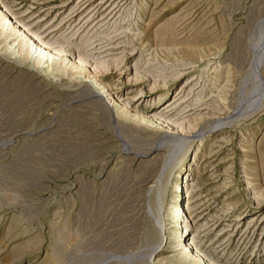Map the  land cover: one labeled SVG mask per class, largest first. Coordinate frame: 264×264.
<instances>
[{
  "label": "rangeland",
  "instance_id": "374dc122",
  "mask_svg": "<svg viewBox=\"0 0 264 264\" xmlns=\"http://www.w3.org/2000/svg\"><path fill=\"white\" fill-rule=\"evenodd\" d=\"M2 7L0 264H264V0Z\"/></svg>",
  "mask_w": 264,
  "mask_h": 264
},
{
  "label": "bare ground",
  "instance_id": "6f19581e",
  "mask_svg": "<svg viewBox=\"0 0 264 264\" xmlns=\"http://www.w3.org/2000/svg\"><path fill=\"white\" fill-rule=\"evenodd\" d=\"M5 12V14L7 15V11H5L4 10V8L2 7V9L0 10V14H2V13H4ZM7 17H9L10 19H11V17L8 15ZM20 25V24H19ZM2 26L3 27H6L4 24H2ZM21 29H23V28H21ZM10 30H11V28H10ZM84 30V27L81 29V26L80 25H78L73 31H71L65 38H64V40L61 42V44L57 47V48H55V49H53V50H49V51H47L46 50V48L44 49V47H42V45H40V44H35V43H28L27 44V48H25V46H26V43L25 42H23V44L21 43V47L19 46L18 47V45H17V43H14V44H12V45H10V50H12V52L13 53H18V55H20V53L22 52L23 53V51H24V53H25V55H27V56H30V57H35L34 59L36 60V62L37 63H42V60L46 57L47 58V60H52V58L53 57H56V58H61L62 60H64L63 59V57L62 56H64V55H66V54H68L69 52H72V50H73V46H74V44H73V42L74 41H71V42H68L69 41V39L71 38V36L73 35V34H78V37H77V39L79 38V36L81 35V33H82V31ZM12 31V30H11ZM22 33L24 34V35H26V36H28V37H30V33L26 30V29H23L22 30ZM76 37V36H75ZM26 38V37H25ZM76 39V40H77ZM71 44H73V45H71ZM63 48V49H62ZM22 49H23V51H22ZM46 50V51H45ZM46 60V61H47ZM77 62V61H76ZM76 62H74V64L72 65V67H75V66H77V65H79V61H78V63H76ZM83 62V61H82ZM58 63V62H57ZM47 69H50L49 67H51L50 66V62L48 63L47 62ZM59 67V66H58ZM63 68V67H62ZM91 79V78H90ZM92 84H93V86L95 87V90H93L94 91V93H96V94H101V91L103 92L104 90L106 91V93H110L109 91H108V88H106L105 87V85H104V83L98 78V77H94L93 79H92V82H91ZM104 87H105V89H104ZM104 89V90H103ZM108 102H110V104H113V103H115L116 102V99L113 97V95H111L110 94V97L108 96V100H107ZM119 104V103H118ZM108 105V104H107ZM116 117V116H115ZM117 122V121H116ZM118 124V123H117ZM120 128V127H119ZM121 133H122V131H121ZM121 133H119L118 132V134L119 135H121ZM171 136L172 135H169V134H167V135H164V137H163V141H165V143H166V141L167 140H169L170 138H171ZM121 137V136H120ZM121 139H123V138H121ZM168 142V141H167ZM164 143V142H163ZM163 146V145H162ZM159 148H161V146L160 147H157V149H159ZM177 217V216H176ZM178 218V217H177ZM177 220V219H176ZM185 227H186V225H185ZM185 241V240H184ZM196 253H199V250H196ZM201 257L204 259V256H202V254H201ZM196 259H197V257H195ZM210 264H214L213 262H210Z\"/></svg>",
  "mask_w": 264,
  "mask_h": 264
}]
</instances>
